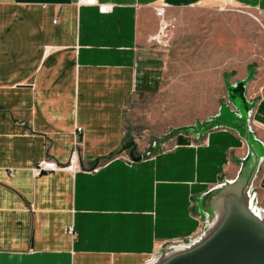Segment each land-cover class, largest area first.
Masks as SVG:
<instances>
[{"label": "crops", "instance_id": "obj_1", "mask_svg": "<svg viewBox=\"0 0 264 264\" xmlns=\"http://www.w3.org/2000/svg\"><path fill=\"white\" fill-rule=\"evenodd\" d=\"M98 1L109 6L107 13L79 6L78 0H0V264H145L160 252L135 235L139 226L127 220L143 209V195L79 194L80 183L95 176L93 172L37 176L35 169L43 160L69 165L76 147L82 167L115 153L122 157L126 143L133 141V127L155 125L147 108L166 91L170 64L167 50L152 40L159 20L154 8L164 5L169 15L205 0ZM230 2L254 12L253 21L264 27V0ZM261 39L264 44V32ZM227 74L232 77L224 78L226 101L210 118L221 115L227 122L224 109L232 115L237 106L251 108L258 128L252 130L264 145V65L252 60ZM242 82L244 88L235 90ZM175 135L207 138L210 143L192 159L194 170L178 183L180 191L188 193L212 176L213 170L206 168L210 161L222 163L224 151L247 147L245 156L232 158L239 164L232 178L199 188L192 201L165 203L156 197L158 212L169 210L165 215L174 219L171 234L184 235L196 223L204 224L201 199L223 181L237 178L249 147L234 128ZM144 163L129 167L116 159L101 165L97 174L117 165L140 175ZM184 164L177 161L170 172ZM260 183L264 194V174ZM192 202L197 218L190 213ZM145 212L161 218L150 206Z\"/></svg>", "mask_w": 264, "mask_h": 264}, {"label": "rangeland", "instance_id": "obj_2", "mask_svg": "<svg viewBox=\"0 0 264 264\" xmlns=\"http://www.w3.org/2000/svg\"><path fill=\"white\" fill-rule=\"evenodd\" d=\"M254 16V12L238 8L230 0H205L195 7L175 9L167 15L168 20L172 21L175 27L161 30L160 21L157 20V34L152 36V40L155 39L153 42L167 50L170 67L166 91L162 92L156 102L150 103L147 108L153 113L152 122L155 125L149 123L146 128H132V140L138 139L135 158L145 156L141 160L145 162L142 164V174L130 175L129 170L117 165L111 166L102 175L97 174L101 165L109 164L116 159H120L129 167L141 163L130 156L129 152L133 149L132 147L122 152V157L114 156L110 159H103L94 162L89 168L78 165L80 156L79 154L77 156V165L73 167V171L77 174L91 171L95 175L89 177L86 182L80 183L79 194L143 195L144 202L139 205L143 206V209H136L140 213L131 214L127 220L131 221L133 227L139 226L140 231L135 235H139L138 237L144 242L154 243L160 251L167 246L189 245L195 242L202 235L204 224L202 221L196 223L192 230L184 235L171 234L174 229L171 227V221L174 219L170 221L171 214L165 215L169 213V210L160 208L158 212L157 206L154 205L156 197L160 195L165 203L188 199L192 201L195 193H200V190L209 189L223 178H232L239 167V164L232 158L245 156L247 147L243 145L231 152L224 151L222 163L217 160L210 161L206 168L213 170L212 176L203 186L193 185L190 193H188L189 190L180 191L178 183L181 184L184 178L194 170L191 165L192 159L196 155L199 157L203 149L210 147L207 138L198 137L194 140L189 136L173 135L171 139L162 144L160 150L154 149L150 153L148 150L152 146H158L161 139L169 135L173 129L185 125L190 126L200 121H209L210 117L217 113L221 102L226 101L224 99V78L232 77L231 74H227L228 70L249 64L252 60H259L260 64L264 65V44L261 39L264 27L262 23L260 25L253 21ZM259 25L261 26L260 38L257 32ZM224 113L226 121H237L232 115H227L226 109ZM244 122L245 120L239 121L240 124ZM255 127L252 126L254 131L258 129ZM129 144L126 143V147ZM181 159L187 166L185 167L184 164V167L181 166L171 173L172 165ZM198 160L206 161L207 159L199 158ZM179 174L182 177L179 178ZM263 174L264 160L253 184L259 202L257 206L261 209L264 208V194L261 193L260 188V178ZM201 187L202 189H199ZM196 189L198 190L195 191ZM178 194L183 195L184 199ZM148 206L157 211L161 218L145 212ZM193 207L192 202L190 213L192 217L197 218L192 212ZM114 217L125 218L119 214ZM163 220L170 221V223ZM119 227L120 225L118 229Z\"/></svg>", "mask_w": 264, "mask_h": 264}, {"label": "water", "instance_id": "obj_3", "mask_svg": "<svg viewBox=\"0 0 264 264\" xmlns=\"http://www.w3.org/2000/svg\"><path fill=\"white\" fill-rule=\"evenodd\" d=\"M245 82L235 84L234 89H243ZM232 111L237 121H223L221 115L194 126L173 129L167 140L177 133L193 132L198 136L211 128H234L248 144L249 152L242 160L240 172L234 180H225L211 189L200 201V213L204 221L202 235L189 245L167 246L145 264H264V210L258 201L253 184L264 160V145L252 127V109ZM245 122L240 124L239 121ZM165 137V138H166ZM164 138V139H165ZM165 140L151 150H160ZM135 158L137 145L132 141L124 151Z\"/></svg>", "mask_w": 264, "mask_h": 264}, {"label": "built area", "instance_id": "obj_4", "mask_svg": "<svg viewBox=\"0 0 264 264\" xmlns=\"http://www.w3.org/2000/svg\"><path fill=\"white\" fill-rule=\"evenodd\" d=\"M77 4L79 6L81 5H87V6H95L99 9V12L101 14H105L107 13L109 6L106 4H101L98 0H78ZM167 7L164 5H158L154 8L155 13L157 18L160 21V26H161V30L163 29H167L170 27H175V24H173L172 21H169L167 18ZM155 40V39H154ZM153 40V41H154ZM157 40V38H156ZM253 116V113H252ZM251 127L254 125V120L253 117H251V123H250ZM253 129V128H252ZM82 132V128L78 127L77 128V133H81ZM79 154V150L78 147H76V149L73 152L72 155V159H71V163L67 166H61L58 163H56L53 160H43L41 162H39L37 168L35 169V174L37 176L44 174V173H52V172H57V171H69L72 170L71 168L75 165H77V156ZM254 189V188H253ZM255 191V189H254ZM255 195L257 196V193L255 192ZM258 201V200H257ZM259 203V202H258ZM264 210V208H263ZM68 233L71 235L75 234V230L73 227H69L68 228Z\"/></svg>", "mask_w": 264, "mask_h": 264}, {"label": "trees", "instance_id": "obj_5", "mask_svg": "<svg viewBox=\"0 0 264 264\" xmlns=\"http://www.w3.org/2000/svg\"><path fill=\"white\" fill-rule=\"evenodd\" d=\"M166 137V136H165ZM161 140H165V141H168L167 140V137L164 139V138H162ZM153 150H151L150 152H152ZM119 153H121V152H119ZM118 153H115V154H112L111 156H109V157H107V158H105V159H110V158H112V157H114V156H116Z\"/></svg>", "mask_w": 264, "mask_h": 264}, {"label": "bare ground", "instance_id": "obj_6", "mask_svg": "<svg viewBox=\"0 0 264 264\" xmlns=\"http://www.w3.org/2000/svg\"><path fill=\"white\" fill-rule=\"evenodd\" d=\"M73 167H74V166H73ZM73 167L71 168L72 170H74V168H73ZM258 210H260V211L262 212V210H261L260 208H259Z\"/></svg>", "mask_w": 264, "mask_h": 264}]
</instances>
